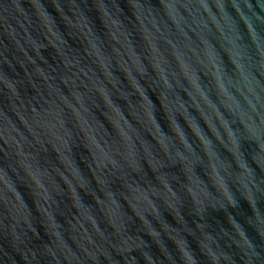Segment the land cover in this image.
<instances>
[{
  "label": "water",
  "instance_id": "water-1",
  "mask_svg": "<svg viewBox=\"0 0 264 264\" xmlns=\"http://www.w3.org/2000/svg\"><path fill=\"white\" fill-rule=\"evenodd\" d=\"M0 264H264V0H0Z\"/></svg>",
  "mask_w": 264,
  "mask_h": 264
}]
</instances>
